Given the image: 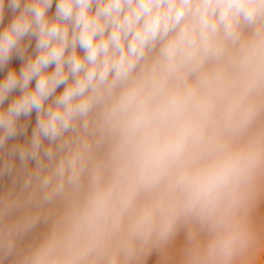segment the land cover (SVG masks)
<instances>
[{"label": "clouds", "instance_id": "9594fccd", "mask_svg": "<svg viewBox=\"0 0 264 264\" xmlns=\"http://www.w3.org/2000/svg\"><path fill=\"white\" fill-rule=\"evenodd\" d=\"M7 4L0 70L36 55L0 80V264H264V0Z\"/></svg>", "mask_w": 264, "mask_h": 264}, {"label": "rangeland", "instance_id": "374dc122", "mask_svg": "<svg viewBox=\"0 0 264 264\" xmlns=\"http://www.w3.org/2000/svg\"><path fill=\"white\" fill-rule=\"evenodd\" d=\"M57 2H58V0H53V4H52L51 8L48 10L49 17H52L55 15ZM21 7H23V4L21 5ZM17 14H18V10H17V12H13L8 7L7 0H5L4 19H3V22L0 23V30H2L4 27L8 26L11 23V21L13 20V18L15 17V15H17ZM23 43L25 45H27V49L25 51L24 57L21 58L14 52L12 54L11 59L5 65L3 70H0V80H3L6 78L9 70H15L17 73H19L20 69L26 63L28 57H30V56L34 57L36 55V51H35L36 40L34 37H31V38L25 37ZM77 51L80 55H83V52L80 49H78ZM54 68H55V65H50L48 68V71L49 72L54 71ZM35 84H36V81L34 79L30 82V85H29L30 89H34ZM63 88H64L63 85L60 86L59 88H57L55 95H59L60 93H62ZM21 94H22V92L19 88L13 90L9 94L8 99L4 102L3 105H0V107L6 109L11 104V102L14 99L18 98ZM51 100H52V98H50L49 101L46 102V106L48 103H51ZM36 120H37V113L35 110H33L29 116H23L22 115L19 118L18 129L22 126H26V128L23 131V133H20L17 136L10 138L6 142V148H5V152H4L5 157L7 156L8 151L14 145H24V144L30 142L33 129L36 126ZM47 143H48V141H44L45 145H47ZM14 162H15L16 168L19 169L20 168V161H19L18 156L14 157ZM33 167H35V162L29 161V168H33ZM11 185H12V177H9V176L3 177L2 179H0V192L6 191ZM46 228H47V225H45L43 223L39 224L36 227V229H34L31 233H29L27 236H25V238L20 243V247L23 249V248L27 247L28 245L37 242L40 239L43 232L46 230ZM182 242H183V238L181 236V238H179L176 241L175 248L179 249ZM146 264H159V256L156 253H153L152 255H150L148 257Z\"/></svg>", "mask_w": 264, "mask_h": 264}]
</instances>
